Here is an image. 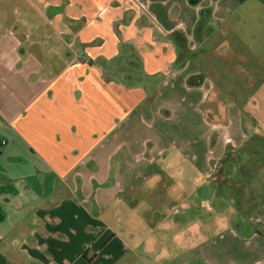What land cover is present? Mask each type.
Returning a JSON list of instances; mask_svg holds the SVG:
<instances>
[{"label": "crops", "instance_id": "1", "mask_svg": "<svg viewBox=\"0 0 264 264\" xmlns=\"http://www.w3.org/2000/svg\"><path fill=\"white\" fill-rule=\"evenodd\" d=\"M167 197L148 260L264 264V0H0V264L129 260Z\"/></svg>", "mask_w": 264, "mask_h": 264}, {"label": "rangeland", "instance_id": "2", "mask_svg": "<svg viewBox=\"0 0 264 264\" xmlns=\"http://www.w3.org/2000/svg\"><path fill=\"white\" fill-rule=\"evenodd\" d=\"M238 15H262L263 12H261L256 7L248 8V10L242 11L239 10L237 12ZM242 32H244L245 36L249 34V29H241ZM236 30L231 29L229 31L230 33V41L232 47L236 48L240 45V42L237 41L234 37L236 34ZM258 47V46H256ZM255 59L252 57L250 61H248L247 65L251 66L252 64H255ZM258 73V72H256ZM249 89V88H248ZM179 200L177 198H160L158 200H150L146 203V200H144L142 203L139 202V204H135V208L131 211L128 210L127 214H124V211L119 214L118 224L113 221H108V227L113 230V233L118 235L121 239H127L132 245L130 246L131 251H135L136 256H130L129 260L127 258H123L119 262H112L109 263L107 261H102L96 264H154V262L148 260L146 258L145 254H142L144 251H148L149 249H160L163 254L167 255H174L177 253L181 248L176 247H166L163 248L159 244V242H165V241H171L174 240V234L176 232L174 231L173 226L169 223V221H166L167 223L164 225L159 226V222L156 220L157 217V211L159 210L156 208L158 205L161 207V209L164 211V213L167 215V217H174L175 209L180 208ZM174 213V214H173ZM122 218H126L124 220H121ZM11 219V218H10ZM10 219H6L4 222L0 223V227H5L10 229L11 228V222ZM172 222V221H171ZM211 233V232H210ZM158 243L157 246H150L151 242ZM144 245V246H142ZM161 247V248H160ZM93 253L88 251V258H91L90 255ZM143 256V259L140 255ZM169 255V256H170ZM87 258V259H88ZM142 260H140V259ZM72 264V263H71Z\"/></svg>", "mask_w": 264, "mask_h": 264}]
</instances>
